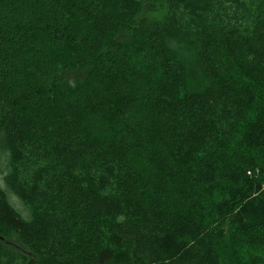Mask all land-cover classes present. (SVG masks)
<instances>
[{"label":"trees","instance_id":"obj_1","mask_svg":"<svg viewBox=\"0 0 264 264\" xmlns=\"http://www.w3.org/2000/svg\"><path fill=\"white\" fill-rule=\"evenodd\" d=\"M0 131V264H264V0H0Z\"/></svg>","mask_w":264,"mask_h":264},{"label":"rangeland","instance_id":"obj_2","mask_svg":"<svg viewBox=\"0 0 264 264\" xmlns=\"http://www.w3.org/2000/svg\"><path fill=\"white\" fill-rule=\"evenodd\" d=\"M155 23H161L163 21V10L157 13L154 16ZM100 128V127H98ZM8 167V153L6 151V147L4 145V139L2 132L0 131V188L5 192L8 203L13 207V209L25 220H29L31 218V211L28 207H26L18 197L7 188L4 177L7 173ZM11 240L14 242H18L17 237L13 235Z\"/></svg>","mask_w":264,"mask_h":264}]
</instances>
